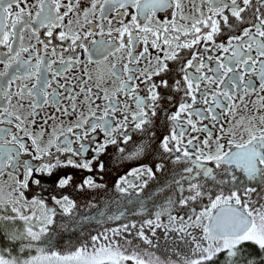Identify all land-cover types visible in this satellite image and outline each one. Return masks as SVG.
<instances>
[{"label":"snow or ice","instance_id":"obj_1","mask_svg":"<svg viewBox=\"0 0 264 264\" xmlns=\"http://www.w3.org/2000/svg\"><path fill=\"white\" fill-rule=\"evenodd\" d=\"M129 9L135 12L131 13L130 22L124 23V17L130 15ZM79 10L81 0H34L33 3L0 0V47L7 50L0 54L3 56L0 59L3 65L0 125H4L0 127V176L8 172L14 180L12 192L16 195L15 200L0 196V204L12 205V215L0 216V221L5 225L21 221L24 225L22 230L0 226L5 245L0 247V264H128L129 261L146 264L137 254H127L112 239L136 229L135 236L151 244L145 227L153 235L156 228L164 227L166 231H178L181 238L190 237L196 258L187 264H264V204L256 207L257 201L252 199L253 195H264V114H261L264 113V0H200L196 9L198 16H186L182 0H91L90 6L82 9L84 24L91 26L83 36L71 28V17H79ZM168 10H172L171 20L157 18V13ZM113 12L115 16L109 19ZM178 19L188 23L178 24ZM113 20L121 26L113 28ZM77 24L83 30L84 24L79 20ZM93 28H99L101 36L105 28L109 37L115 31L116 37L92 40L90 51L86 41L96 34ZM41 29H45L47 43L40 39ZM57 29H60V41L70 39L69 48L73 52L79 47L87 55L86 62L69 58L66 64L61 56L64 71L83 64L84 76H87V79L81 77L79 92L75 86L59 85L67 95L54 88L49 91L52 84L43 75L42 68L51 70L55 61H46L36 46L42 45L47 53ZM170 30L175 33L171 38L167 35ZM238 30L239 34H235ZM27 32L35 38V44L25 46ZM181 35L185 37L182 43ZM224 35L226 41L217 42ZM138 44L142 45L140 51H137ZM150 48L157 51L155 57ZM51 51L56 54L55 48ZM185 54L190 58L185 59ZM94 56L103 61L115 58L110 76L119 84L113 91L102 88L99 82L95 84L97 92L89 86L93 78L88 73V64L99 62L94 61ZM170 61L175 62L179 76L171 83L165 78L172 77ZM25 81L33 82L29 85ZM139 84L145 85L147 96L139 95ZM161 90L172 94L162 95ZM81 94L84 99L79 103L87 105L88 115L80 112L66 129L61 124L59 134L53 128L47 143L42 145L43 125L49 120L55 123L58 117L46 116L40 133L34 134L30 127L37 125L38 110L51 105L61 116L76 115ZM178 94L182 96L177 110L165 117L170 125L168 135L157 137L153 130L157 107L164 100L172 102ZM253 94L259 105L255 114L247 120L244 117L237 120L238 110L241 106L247 109L246 98ZM121 96L134 100V111L129 104L121 103ZM26 99L25 114L22 110ZM97 100H102L103 106ZM25 137L31 139L34 150L31 153ZM155 140L159 143L153 145ZM110 145L116 147L124 160L138 161L151 150L177 166L190 164L183 167L186 175L175 181L179 185V197L166 198L168 206L158 210L155 219H146L139 227L132 222L93 235L91 250L89 244H83L66 254L53 251L55 241L50 235V226L56 221L57 207L62 216H71L77 203L69 195L52 196L57 207H48L38 197L28 201L24 193L29 182L39 186L41 180L34 178L36 173L51 177L55 170L68 167L103 173L105 164L101 157ZM89 153L91 158H87ZM25 155L31 159H23ZM61 155L65 157L63 160ZM32 160L40 163L33 164ZM154 166L157 171L165 167L164 163ZM18 170H22V178L14 175ZM155 176L153 167L141 163L121 176L115 187L121 193H128L129 188L142 192ZM202 179L213 183L218 191L206 189ZM184 181H187L188 195H184ZM73 184L72 175L57 176V188L66 189ZM75 187L83 192L104 185L88 175ZM205 197L208 203L201 211L190 207ZM29 203L33 209L40 208L39 215L35 210L25 214L16 206L26 207ZM177 206L179 210L190 207L187 219L172 215ZM165 214L168 225L161 222ZM99 216L102 218L104 213ZM197 230L199 236L193 235ZM32 252L36 254L25 257V253Z\"/></svg>","mask_w":264,"mask_h":264},{"label":"flooded vegetation","instance_id":"obj_2","mask_svg":"<svg viewBox=\"0 0 264 264\" xmlns=\"http://www.w3.org/2000/svg\"><path fill=\"white\" fill-rule=\"evenodd\" d=\"M29 3H33L34 0H28ZM67 2V0H65ZM185 11L184 14L186 16H198V12L196 9L200 6V0H182ZM91 0H81V10H79V17H71L73 23L71 28L74 32H80L83 36L84 32L87 31L91 26L88 24H84L83 11L82 9L90 6ZM122 11V10H121ZM135 9H129L130 15L124 17V23H129L131 18V13H134ZM171 12L172 10H168L167 13L159 12L157 13V18L161 21L168 19L171 20ZM99 14H97L98 16ZM115 16V12H113L109 19ZM67 19H65V23H67ZM91 19V17H89ZM77 20H79L80 24H84L83 30L77 24ZM93 23H96L94 21ZM143 23V20H141ZM178 24L184 23L187 24L188 21H180L178 19ZM107 24V21H105ZM121 25L117 22V20H113V28L120 27ZM171 28V26L169 25ZM60 29H57L53 37L51 38V42L49 43V48L47 53H45L42 45H36L37 48L40 49V55L44 57L46 61H55L51 66V70L46 68H42L43 75L51 81L52 88L49 89L51 91L53 88L57 89V91L61 92L63 95H67L64 91V88L59 87V85H65L66 87L71 85L75 86V91L79 92L81 77L83 79H87V76H84V65L80 64L78 66H73L68 68L67 71H64V64L61 63V56L64 58L65 64L69 62V58H72L74 61L78 58L81 61L87 60V55L84 51L77 47L73 52L69 45L71 43L70 39L65 41H60L58 37V32ZM95 31V35L89 37L86 41L89 50L93 49V45L91 43L92 40H111L116 37L115 31H113L112 36L109 37L107 35V28H105L104 36L100 35L99 28H93ZM45 29L40 30V39L44 40L46 43L48 42V38L44 35ZM239 34V30L235 33ZM163 35V34H162ZM169 38L175 35L171 30L167 34ZM185 37L181 35L180 42L184 41ZM227 36H221L218 38L217 42L221 40L226 41ZM25 46H28L29 43L35 44L36 40L31 36L30 32L25 33ZM162 43V40H161ZM56 49V54L53 55L51 49ZM142 50V45H137V51ZM150 52L153 57L157 55V51L155 49L150 48ZM6 49L0 47V54L6 53ZM24 58L27 59V54H23ZM117 55H123L122 53H117ZM162 55V53H160ZM3 56L0 55V59ZM190 58L187 54H185V59ZM94 62L88 64V73L92 76V80L89 81V86L92 87L93 92L99 91L95 87L97 82L100 83L102 88H107L110 92L113 91L119 84V81H116L115 77L110 76V67L111 63H115L114 57H109L107 61L100 60L98 57H93ZM126 63V60L124 61ZM145 61H141V67H143ZM119 66V65H118ZM170 68H173L172 77H165L169 79V82H172V79H179V76L176 75L175 70V62H169ZM214 66V65H213ZM3 70V65L0 64V71ZM60 72L61 75L56 76L55 73ZM33 81H25V83H29L31 85ZM139 83V82H137ZM139 95L147 96V92L145 90L144 84H139ZM13 90H15V84L13 85ZM162 95H171L172 93L167 90H161ZM182 94L174 95L172 102H168L166 100L162 101L157 107V115L153 118L154 128L153 130L156 132L157 137H161L163 135H168L169 122L166 121L165 117L171 115L174 111L177 110L178 102L181 99ZM84 94H81L78 98V107L77 114L71 116H61L59 113L55 112V108L51 105L46 106L45 108L39 109L40 116L37 117V125L31 126L30 131L34 134H39L41 131L42 120L48 115H56L58 117L57 121L53 123V121L49 120L47 125H43L44 133L43 140L41 141L42 145L46 144L51 133L52 129L56 128L57 134L61 130V124L64 129H66L71 123H74L80 112H83L85 115H88V108L86 104L79 103L83 101ZM121 103H127L131 106V110H135V102L133 99L121 96ZM67 105V101L64 102ZM97 104H101L103 106L102 100H97ZM245 103H247L248 107L245 109L243 106L238 110L236 119L239 120L241 117H244L245 120L249 118L251 115L255 114V108L258 107L257 96L251 95L246 98ZM175 105V106H174ZM202 106V105H197ZM94 107V106H93ZM26 114L28 111L27 108V99L25 100V108L22 110ZM101 113L98 111L97 115ZM264 114V113H261ZM119 118V116H118ZM4 125H0L3 127ZM8 127H14L9 125ZM225 127H228L225 124ZM136 138V137H134ZM203 138V134H201V139ZM61 139H63L61 137ZM99 139H103V134L99 135ZM26 142L29 145L30 153L34 151L31 146V139L25 137ZM159 140L153 141V145L158 144ZM191 150V149H190ZM55 153V149H53ZM65 157L61 155V159L63 160ZM87 158H91V153L88 154ZM23 159H31L30 155H25ZM47 160V158H45ZM105 164V171L103 173L92 172L89 173L87 170L76 169V168H61L55 170L51 177L46 174L36 173V179L41 180V184L38 186L32 181L29 182V188L25 190V198L28 201H31L33 197L41 198L45 201L48 207H57L54 205L51 200L52 196L59 197L60 195H69L70 198L74 199L77 203L76 209H74L73 214L71 216L61 215L60 210L57 207V217L55 223L50 226V235L54 238L55 247L52 249L53 251H59L61 254H66L68 252L74 251L76 248L80 247L84 244L86 239H91L93 235H98L100 233H104L106 229L117 228L121 224H131L135 222L137 227L146 219H155V213L160 210L162 207H167L166 198H170L172 200H176L179 193V185L175 183V181L180 180L182 175H186L183 173V167L191 166L190 164H182L175 165L172 163L171 159H161L159 152L151 151L150 154H146L141 157L138 161L132 160H124L120 158V153L117 151L115 146H109L107 152L104 156L101 157ZM33 164H39L40 161L32 160ZM141 163H146L148 166L153 167L154 172H156V176L154 179H150L148 182V186L144 188L142 192L138 189L129 188L128 193L119 192L115 185L121 176L126 175L130 170L134 167H139ZM164 163V169L157 171L155 169V164ZM211 166V165H209ZM95 168V165H94ZM10 171V170H9ZM15 176L22 178V170H18L14 173ZM60 175H72L74 178V184L66 189H59L56 187V179L57 176ZM92 175L96 182L99 184H103L104 187L99 189H87L83 192H80L76 189L75 185L79 184L84 177ZM221 176L217 175V180H219ZM131 179V177H129ZM139 183V181H135ZM206 189L211 190L213 193L217 192L218 189L215 187L213 183H210L207 180H201ZM185 193L184 195H188L187 192V181L183 182ZM254 186V185H253ZM15 187L14 180L12 177L8 175V172H5L2 176H0V196H3L6 199H16L15 193L12 192V189ZM253 201H257L258 199L264 200V195L262 197H257L256 195L252 196ZM208 203L207 198L205 197L202 201H198L194 205L190 207H195L196 211L199 212L203 209L204 205ZM20 207L21 212L28 214L31 210H35L37 215L40 214V208L36 207L33 209V206L29 203L26 207H21L20 204L16 205ZM143 206V210L142 207ZM257 206V203H256ZM190 207L185 208L183 210H179L177 206V210H173L172 215L174 216H184L187 219V215L190 213ZM11 211V204H0V216H3L2 212L4 210ZM12 212V211H11ZM100 213H104V216L101 218L99 216ZM121 213L123 215L121 216ZM120 216V219H108V217ZM98 220L100 222H98ZM1 222V221H0ZM161 222L163 225H168L167 214L161 216ZM16 225L23 224L21 221L15 222ZM14 223V224H15ZM173 227V226H170ZM136 229H131V234H135ZM111 237V234L108 233ZM130 234L118 235L116 237H124ZM145 235L151 239L152 243L148 244L142 240V251L146 254H154L157 253V250H162L167 252L168 254H176L182 256H194L193 247L191 243L190 237L181 238V233L175 230H165L164 227L156 228L155 235L152 234V231L145 227ZM193 235L199 236V232L193 231ZM35 255V252L25 253V256ZM187 257V258H188ZM195 257L191 258L194 259ZM189 259V260H191ZM146 264H150L146 261ZM187 264V262L183 263Z\"/></svg>","mask_w":264,"mask_h":264},{"label":"rangeland","instance_id":"obj_3","mask_svg":"<svg viewBox=\"0 0 264 264\" xmlns=\"http://www.w3.org/2000/svg\"><path fill=\"white\" fill-rule=\"evenodd\" d=\"M260 204H264L263 199L257 200V206L256 207H259ZM2 214H3V216L12 215V212L6 208V210H4L2 212ZM0 226H6L8 229L11 226V228H13L11 230H14V229L22 230L24 225L23 224L16 225V223L15 224L9 223V224L5 225V223L3 221H1ZM110 238H112V237H110ZM112 239L114 240V242H118L120 244L121 248L123 250H125L127 254L135 253L140 258L144 259L145 261H147L150 264H183V263L189 261V259L195 257V254H193L194 256L188 257V256L176 255L175 253L174 254H168L167 252H164L162 250H157V253L155 252L154 254H151V255L143 253V251L141 250L142 249V246H141L142 240L138 236H135V234H130V235H127L124 237H114ZM126 240L131 241V243H126L125 242ZM90 241H91V239H86V241L84 242V244H89V250H91ZM25 257H27V256H25ZM128 264H133V262L129 261Z\"/></svg>","mask_w":264,"mask_h":264},{"label":"trees","instance_id":"obj_4","mask_svg":"<svg viewBox=\"0 0 264 264\" xmlns=\"http://www.w3.org/2000/svg\"><path fill=\"white\" fill-rule=\"evenodd\" d=\"M13 228H11V226L9 227V230H11ZM4 238L2 235H0V247H4ZM15 254V253H14ZM221 259H223V257H221Z\"/></svg>","mask_w":264,"mask_h":264}]
</instances>
